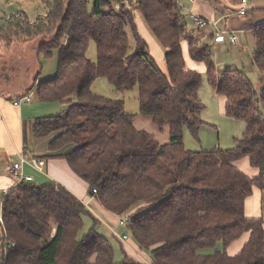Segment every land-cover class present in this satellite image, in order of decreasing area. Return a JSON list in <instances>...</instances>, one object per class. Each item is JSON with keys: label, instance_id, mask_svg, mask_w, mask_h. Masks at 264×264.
Listing matches in <instances>:
<instances>
[{"label": "trees", "instance_id": "16d2710c", "mask_svg": "<svg viewBox=\"0 0 264 264\" xmlns=\"http://www.w3.org/2000/svg\"><path fill=\"white\" fill-rule=\"evenodd\" d=\"M135 9L165 49L166 72L137 32ZM127 25L135 39L131 55ZM250 30L253 62L264 71V22ZM38 36L37 55L51 57L56 49L57 69L37 84L34 97L69 105L60 114L36 117L33 134L58 132L47 144L48 157L65 159L87 192L124 218L137 247L115 261L111 242L94 229L78 238L83 216L95 219L80 198L52 180H21L1 198L0 264H264V86L256 93L244 71L216 69L209 45L185 32L178 0H54L46 15L31 21L20 11L0 26L2 41ZM90 41L96 45L95 63L86 55ZM182 41L224 97V114L245 125L232 147L193 151L183 144L182 128L197 135L204 104L198 95L201 75L186 67ZM96 76L117 90L138 85L139 114L159 130L167 126L168 141L159 143L137 128L136 115L126 112L121 100L94 93ZM71 144L74 149L63 152ZM244 157L258 169L257 177L233 165ZM253 186L261 188L263 214L257 218L244 212ZM141 202L156 205L139 213ZM245 232L242 248L228 255L225 249ZM219 241L223 251L199 252Z\"/></svg>", "mask_w": 264, "mask_h": 264}, {"label": "rangeland", "instance_id": "374dc122", "mask_svg": "<svg viewBox=\"0 0 264 264\" xmlns=\"http://www.w3.org/2000/svg\"><path fill=\"white\" fill-rule=\"evenodd\" d=\"M31 3L32 8L30 9L27 7V10H29V18L31 21L37 19L39 15H46L49 11V8L53 4L54 0H29ZM67 0H61L63 4L66 3ZM237 1V0H234ZM240 1V0H238ZM254 1V0H249ZM260 2H264V0H259ZM38 2L40 4V7L37 11H35L34 5H38ZM116 4H119V2H116ZM115 4V7H116ZM4 6V5H3ZM238 9V7H237ZM249 9H251V6H249ZM248 9V12L245 16H249L251 14V11ZM33 14H32V13ZM181 14L183 16V26L186 33L193 32V35L196 37L199 33L204 31H209V27L206 25H196L193 20L191 19L189 13H186V11H181ZM1 15V14H0ZM134 16V23L137 29L138 34L146 41L148 51L149 53L154 57L156 60L158 66L163 72H166V63H165V51L164 54H160V52L157 51V48L160 50L164 49L162 44L157 40V38L152 33L151 29L146 24L142 14L140 11L135 9L133 11ZM239 16V15H237ZM245 16H239L240 18H243ZM57 20V19H56ZM3 22L0 21V25ZM125 30L129 36L128 41V49H127V55H131L135 51V39L133 36V33L130 30V27L127 25L125 27ZM201 31V32H199ZM247 40L249 41V46L243 49V51L240 49V46L231 45L227 39L226 41L218 44V45H211V53L214 62L216 63V67L218 69H245L246 74L252 81L254 88L256 90V93H259L260 89L264 86V82L259 78V72L260 69H257V67L253 64V55L255 53V40L253 38V35L251 32H247ZM48 37V36H47ZM42 36L35 37L33 39H23L22 43H19L15 45V47L7 45H2L0 47V81L1 80H8V83L5 85L8 88H12V83L16 84L14 80H12V58H17L21 60H27L30 62H39V68L35 69L33 68V71L26 76L30 77V81H32L34 78L35 80L32 81V84L30 86V96L33 98V103H40L36 100L34 97V89L39 84L40 81L48 79L55 75L56 73V66H57V50H53L52 56L47 57L41 55H37L35 51L31 48V44H38L41 40ZM26 40V41H25ZM157 47V48H156ZM182 49L184 53V61L187 68H192L191 63H194V69L198 71L201 75L202 81L199 86L198 95L202 103L204 104V108L201 110L199 117L201 119V123L198 128L197 135L194 136L187 126H184L182 128V139L183 144L186 148L193 150V151H210L215 149H227L229 147H232L234 145V138H237L241 136V133L244 130V123L241 120H234L231 117H228L226 115H223L220 112V106H219V100L214 96V90L211 84L209 83L207 79L206 74V66L201 61H195L191 56L187 53V47L186 42L182 41ZM252 54V60L250 58ZM87 57L92 61L96 62L97 60V52H96V45L94 41H90L86 50ZM38 71V72H37ZM11 75V78L9 76ZM18 79L16 80L17 83L21 82L25 75L20 76L18 74ZM91 90L98 94L105 97H110L114 99H119L123 102L124 109L128 113L135 114L134 117V125L137 128L144 129L150 133H152L155 137V140L159 143H165L168 141V128L167 126L164 127V129L159 130L157 126H155L149 117L142 116L139 114V91H138V85H135L131 89L126 90H117L106 77L103 76H96L91 84ZM76 100L74 99L73 102ZM46 105H42L46 107L45 109H42L41 115H55L60 114L64 112L68 105L67 103H60V102H48L44 103ZM58 132H53L51 135L47 137L39 138L38 144L42 148L44 145H46V142L50 141L53 137L57 135ZM74 149V145H67L63 148V152L68 153ZM241 161H237L235 164L238 167V169L241 172H244L248 174L249 172L243 168L239 163ZM249 166V165H248ZM250 167V166H249ZM253 168L254 167H250ZM255 170V169H254ZM37 175V173H36ZM40 176V175H39ZM44 181V180H43ZM43 181L37 180L36 182L40 183ZM88 197L93 198V202L88 205L89 209L93 210V215L95 219L92 216L85 215L83 216V225L78 233V238H81L83 235H85L89 230L94 229V231L109 240L112 244L113 251H114V260L119 261L122 259L124 255V251H126L128 254L133 255V253L130 251V249L126 246L125 243H122L119 239H117L116 235H122L126 234L128 236L127 241L131 243L132 245L136 246V243L132 237V235L129 233V231L126 229L124 225H120L118 223L119 217L115 214H112L113 218H108L100 209L96 207L97 198L88 192H86ZM1 192H0V212H1ZM252 198V197H251ZM156 205V203H146L141 202L140 204L136 205V208H139L138 212L141 213L151 207ZM246 213L249 214L248 207L246 205ZM113 229L115 233H113L111 230ZM55 233V227H53V230L51 231L50 237H53ZM140 253L147 259L149 258V253L140 250ZM224 247L222 242H217L215 246L204 248L199 250L200 253L203 254H210L215 251H223ZM227 251V248L225 249ZM137 257V256H136ZM139 258V257H137Z\"/></svg>", "mask_w": 264, "mask_h": 264}, {"label": "crops", "instance_id": "0c3cea01", "mask_svg": "<svg viewBox=\"0 0 264 264\" xmlns=\"http://www.w3.org/2000/svg\"><path fill=\"white\" fill-rule=\"evenodd\" d=\"M178 2L180 4L181 11H186V13H189L190 16L197 15L203 18L204 20H206V23L203 25L208 26L210 30L209 31L203 30L202 32L199 31L201 33H199L196 37L194 36V39L195 42H197L198 44L206 43L207 45H209V47L212 44L218 45L226 41V39L232 45L233 43H231L227 38V34L231 33L236 36V43L233 45L240 46L241 47L240 49L243 51V49L245 50V48L249 46V41L247 40L249 36H247V32L248 31L251 32L250 28L252 26L264 22V2H260L259 0H254L251 2L247 0L244 5L246 7V12L244 14L239 13L240 7L242 6L241 0L240 1L238 0L237 1L178 0ZM249 6H251V9H249ZM27 7L33 9L29 0H0V14H1L0 21L3 22L2 24H5L6 20H8L12 14L16 15L20 11L26 13L29 18L28 15L29 10H27ZM39 7L40 4L38 2V5H34L35 11H37ZM248 9L251 11V14L249 16H245L248 12ZM237 15L245 16V17L240 18ZM224 30L228 32L224 34L225 37L224 40L215 41L214 36L220 31H224ZM21 40L23 39L11 40L9 42L0 40V47L3 44L4 45L9 44V46L12 45V47H15V45L23 42ZM31 45H32L31 48L36 53V44H34L33 42V44ZM186 47H187V43H186ZM157 51L163 55L165 49L160 50L159 48H157ZM187 53H188V49H187ZM250 58L252 60V54ZM12 59L13 61H12L11 75H12V80H14L16 84H14L13 82L12 88H8L5 86L8 83V80L0 81V192L1 195L3 196V194L13 186L14 179L10 174V168L14 162L19 161V155L23 154L27 158L35 157L45 161L42 172L34 169L29 164L26 163L22 164L23 172L27 175H31L32 180L55 181L56 183L61 184L64 187H66L68 190H70L73 194H75L78 198H80L87 206L90 205L94 199L88 197V195L86 194L87 186L85 182L71 171L65 159L61 157H48V155L52 153L48 149L47 144L49 141L46 142V145H44V147L41 148L38 144L39 138L35 137L33 134L32 131L33 122L36 117L41 116L42 109L46 108L42 105H46V104L42 102L33 103L32 97L30 98L29 102H25L22 100L18 105L13 103V101L16 99L30 95L29 92L30 86L32 84V81L35 80V78L32 81H30V77L26 76L25 74L29 75L33 71V68L34 70L39 68V63H37L39 61L37 60V62H30L27 60L18 59V57ZM253 59H254V55H253ZM190 63L192 66V68L190 69H194L195 68L194 63L192 62ZM215 67H216V63H215ZM216 69L218 68L216 67ZM239 70L245 72V69H239ZM260 71L261 72H259V78L262 80V82H264V71L262 70ZM18 74H20V76L25 75V77L21 82L17 83L16 80L18 79L19 76ZM11 75L9 76V78H11ZM213 94L219 100L220 112L223 115H225L223 111V106L225 101L224 97L219 96L215 92V90ZM237 161L238 162L241 161L239 164L249 172L248 174L242 172L244 173V175H246L249 178H255L258 176L259 174L258 169L256 167H254L255 170L253 168H250L251 165L249 164V161L246 157L236 160L233 163V165L238 169V167L235 164ZM260 197H261V188H259L258 186H253L252 193L249 197L246 198L244 204V212L247 217L257 218L263 214ZM246 205L249 211L248 215L246 213L247 211ZM96 207L100 209L108 218H113L112 213L106 211L99 202H97ZM91 211L93 212V210ZM248 236H249L248 232H245L239 238L235 239L227 247V251H226L227 254L235 255L242 248L243 244L247 241Z\"/></svg>", "mask_w": 264, "mask_h": 264}, {"label": "built area", "instance_id": "2783aa9c", "mask_svg": "<svg viewBox=\"0 0 264 264\" xmlns=\"http://www.w3.org/2000/svg\"><path fill=\"white\" fill-rule=\"evenodd\" d=\"M130 1L132 2V4H135V0H130ZM246 1L247 0H241L242 6L240 7V10H239L240 14H244L246 12V7L244 6ZM118 6H119V4H116V8H118ZM191 17H192L193 22L196 25H203V24L206 23V20H204L203 18H201V17H199L197 15H192ZM225 33H228V32L225 31V30L224 31H220L219 33H217L214 36V40L215 41L224 40V38H225L224 34ZM227 38L229 39V41L231 43H233V44L236 43V36L234 34L228 33L227 34ZM30 98H31L30 95L23 96L22 98L14 100L13 103L18 105V104H20V101H22V100L25 101V102H29ZM23 163L29 164L34 169L42 172L45 162L42 159H38V158H35V157L27 158L23 154H20L19 155V161L18 162H14L13 165L11 166V168H10V174H11V176L14 179V184H16L17 182H19L21 180H27V181L32 180V176L31 175H27V174H25L23 172V169H22V164ZM95 192H96V190L93 189L92 193H95ZM1 222H2V218H1V212H0V224H1ZM118 223L120 225H124V218L120 217L118 219ZM110 230L113 233H115L113 229L110 228ZM116 236H117V239H119L122 243H125L126 246L129 247L132 251L135 250L134 246L127 241L128 236L126 234L116 235Z\"/></svg>", "mask_w": 264, "mask_h": 264}, {"label": "bare ground", "instance_id": "6f19581e", "mask_svg": "<svg viewBox=\"0 0 264 264\" xmlns=\"http://www.w3.org/2000/svg\"><path fill=\"white\" fill-rule=\"evenodd\" d=\"M136 1V0H135ZM191 17V16H190ZM198 26V25H197ZM17 162V161H16ZM45 162V161H44Z\"/></svg>", "mask_w": 264, "mask_h": 264}]
</instances>
